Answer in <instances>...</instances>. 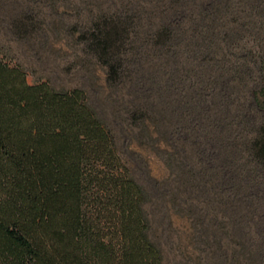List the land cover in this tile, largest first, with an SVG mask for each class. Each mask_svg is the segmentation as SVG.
Listing matches in <instances>:
<instances>
[{"label":"trees","instance_id":"trees-1","mask_svg":"<svg viewBox=\"0 0 264 264\" xmlns=\"http://www.w3.org/2000/svg\"><path fill=\"white\" fill-rule=\"evenodd\" d=\"M151 2L148 15L98 8L75 28L80 66L103 71L100 95L85 84H29L0 51V264H264L262 236L216 211L215 196L234 200L228 186L203 182L187 163L163 77L143 70L147 56L181 62L193 24L190 42L200 40L196 52L209 58L192 62L198 70L211 71L221 55L234 58L221 68L236 78L249 64L254 131L243 145L264 167V47L236 41L264 30V0ZM138 157L156 173H144Z\"/></svg>","mask_w":264,"mask_h":264},{"label":"rangeland","instance_id":"rangeland-1","mask_svg":"<svg viewBox=\"0 0 264 264\" xmlns=\"http://www.w3.org/2000/svg\"><path fill=\"white\" fill-rule=\"evenodd\" d=\"M135 6L145 9L148 15L153 3L151 0H0V51L23 69L29 84L51 79L68 88L85 84L92 93L99 94L103 90V71L95 62L87 64L86 69L80 66L82 54L74 42L75 28L87 22L90 12L96 13L98 8L113 12ZM247 11L243 14L256 12L252 7ZM195 28L191 25L189 32L182 35L181 62L173 59L153 62L147 56L143 57V70L148 76L163 77L164 101L175 105L172 108L179 113L173 125H178L187 135V142L179 146L185 151L193 172L203 182L228 186L234 200L215 196L214 203L219 205L216 211L225 217L233 216L241 230L261 235L259 249L264 254V167L250 163L243 145L254 131L250 126L254 114L247 106V93L257 84L255 70L249 64H242L234 78L221 68L234 58L221 55L219 65L211 71L198 70L192 62L205 65L209 58L196 52L201 48L200 40L196 44L190 42V31ZM226 41L228 45L233 43L232 38ZM236 41L264 47V30L258 35L245 32ZM211 63L215 65L216 61ZM148 84L153 86L151 82ZM194 126L196 131L192 132ZM126 143L131 144L130 136ZM138 159L144 173L154 174L158 170L153 161L151 164L141 157ZM223 201L227 210L220 205ZM168 251L173 263L177 258L169 247Z\"/></svg>","mask_w":264,"mask_h":264}]
</instances>
